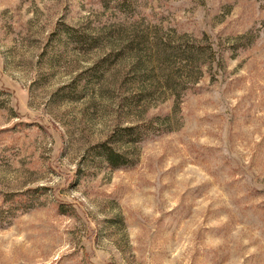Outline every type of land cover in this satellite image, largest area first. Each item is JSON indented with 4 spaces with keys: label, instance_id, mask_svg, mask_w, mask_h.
I'll return each instance as SVG.
<instances>
[{
    "label": "rangeland",
    "instance_id": "obj_1",
    "mask_svg": "<svg viewBox=\"0 0 264 264\" xmlns=\"http://www.w3.org/2000/svg\"><path fill=\"white\" fill-rule=\"evenodd\" d=\"M123 1L0 0V264H264V0Z\"/></svg>",
    "mask_w": 264,
    "mask_h": 264
},
{
    "label": "trees",
    "instance_id": "obj_2",
    "mask_svg": "<svg viewBox=\"0 0 264 264\" xmlns=\"http://www.w3.org/2000/svg\"><path fill=\"white\" fill-rule=\"evenodd\" d=\"M114 1L115 6H122L123 0H108ZM125 5V4H124ZM123 5V6H124ZM122 6V7H123ZM130 11V10H129ZM65 36L68 38V41L74 45H77L81 48L95 47L97 45L98 38L90 36L81 31L73 30L69 27L63 29ZM209 48L203 47L201 45L186 44L184 46L180 45L172 49V55L175 59H178L183 62H198L201 57L209 56ZM208 51V52H207ZM214 57V53L210 54ZM201 65V64H199ZM94 70V69H93ZM96 70V68H95ZM176 106H173V108ZM169 115L165 116L166 120H169ZM157 122V121H156ZM154 121H149L143 125L130 126L128 128L117 129L114 133L109 136V138L94 147V150L98 153L99 157L105 161V163L111 168H116L119 166H125L129 162V167L133 165L131 151L128 156L121 154L120 151L116 148L119 145H129V147L136 146L143 137L153 132L158 133L157 128H153L152 124L156 123ZM158 131V132H157ZM3 212L0 210V215L2 216Z\"/></svg>",
    "mask_w": 264,
    "mask_h": 264
}]
</instances>
